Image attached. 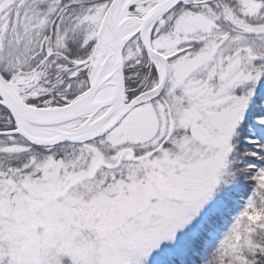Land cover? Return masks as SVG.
Returning a JSON list of instances; mask_svg holds the SVG:
<instances>
[{"label":"snow or ice","instance_id":"obj_1","mask_svg":"<svg viewBox=\"0 0 264 264\" xmlns=\"http://www.w3.org/2000/svg\"><path fill=\"white\" fill-rule=\"evenodd\" d=\"M0 264H264V0H0Z\"/></svg>","mask_w":264,"mask_h":264}]
</instances>
